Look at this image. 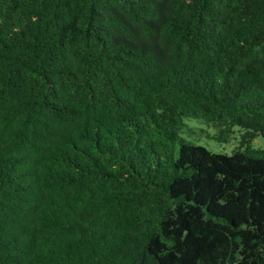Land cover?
<instances>
[{"label":"trees","instance_id":"1","mask_svg":"<svg viewBox=\"0 0 264 264\" xmlns=\"http://www.w3.org/2000/svg\"><path fill=\"white\" fill-rule=\"evenodd\" d=\"M256 136L264 0H0V264H264Z\"/></svg>","mask_w":264,"mask_h":264},{"label":"rangeland","instance_id":"2","mask_svg":"<svg viewBox=\"0 0 264 264\" xmlns=\"http://www.w3.org/2000/svg\"><path fill=\"white\" fill-rule=\"evenodd\" d=\"M236 128H233V133L230 134L228 142H216L211 138H208L207 135H210L214 129L207 125L202 119L198 118H186L184 125L182 126L179 134L199 145L204 146L207 149H210L215 152H225L230 153L232 148L235 146V137L237 136ZM235 139V140H234ZM264 138L261 136H256L252 140V146H263Z\"/></svg>","mask_w":264,"mask_h":264}]
</instances>
